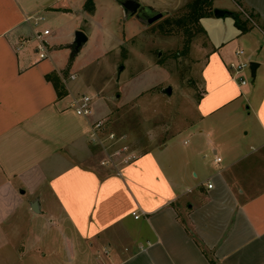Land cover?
Wrapping results in <instances>:
<instances>
[{"label": "crops", "instance_id": "crops-1", "mask_svg": "<svg viewBox=\"0 0 264 264\" xmlns=\"http://www.w3.org/2000/svg\"><path fill=\"white\" fill-rule=\"evenodd\" d=\"M86 1L0 0V225L35 200L42 210L16 239L11 223L0 248L31 264H264V0H241L258 19L247 32L233 17L201 19L208 46L196 120L121 173L95 161L102 150L90 122L106 115L98 100L90 120L70 105L91 95L76 72L91 38ZM46 28L42 58L34 34ZM77 30L89 40L72 55ZM241 60L259 63L244 85L229 67ZM68 68L76 78L65 82ZM51 231L63 250L57 234L44 239Z\"/></svg>", "mask_w": 264, "mask_h": 264}, {"label": "rangeland", "instance_id": "rangeland-1", "mask_svg": "<svg viewBox=\"0 0 264 264\" xmlns=\"http://www.w3.org/2000/svg\"><path fill=\"white\" fill-rule=\"evenodd\" d=\"M190 1H141L153 10L167 12L152 25L138 16L127 17L115 0H94L92 12L91 3L86 1L82 5L88 12L83 26L91 38L76 62L78 78L84 89L98 100L99 110L106 114L102 117L104 132L124 135L137 153L175 141L173 134L196 120L195 106L204 92L201 72L208 46L207 33L195 25L179 28L168 22L180 17ZM221 3L226 10L236 8L232 0H213L212 8H220ZM238 11L243 19L249 20V25L258 24L257 18H247L243 8ZM246 13L250 15V11ZM65 71L67 78L69 68ZM248 79L252 80L251 76ZM168 86L172 87L171 94L166 93ZM184 138L182 134L177 140ZM113 148L115 146H111V151ZM99 156L95 161L102 165L104 152ZM107 169L115 172L112 167ZM17 196L21 199L23 195L17 193ZM33 211L19 207L13 219L2 220L0 238H4L7 228L12 229L11 223H17L12 231L15 239L17 234L25 232V224L33 223L38 217L35 213L42 212ZM52 234L58 235L55 244L63 250L60 233L51 231L43 238L50 239ZM11 244L19 245L18 242ZM0 264L31 263L9 245L0 248Z\"/></svg>", "mask_w": 264, "mask_h": 264}, {"label": "built area", "instance_id": "built-area-1", "mask_svg": "<svg viewBox=\"0 0 264 264\" xmlns=\"http://www.w3.org/2000/svg\"><path fill=\"white\" fill-rule=\"evenodd\" d=\"M244 12L247 15V18L252 19L250 15L246 13V11ZM43 20L44 17H38L35 21L36 24H39V22ZM50 33L51 30L46 28L43 30H37L34 34V38L37 42V51L40 53L42 58H46L49 56L50 44L47 36ZM238 54L243 55L244 50H239ZM250 63V61L241 60L233 61L229 65L233 77L237 79L242 85L247 83V71L251 73ZM75 78L76 75L72 73L67 78L64 77V81L66 82V80L68 79ZM94 102L95 98L92 95L81 93L76 94L72 97L70 105L78 115L90 120L95 113ZM104 128L105 120L103 118L91 120L89 131L90 140L98 147H100L102 152H104V158L102 157V165L112 167L115 169L116 173H121L122 167L132 163L135 159H137L139 153H137V150L130 147L124 135H118L115 132H104ZM111 146H115L112 151L110 149ZM216 161L221 162L222 158L217 157ZM213 186V182L209 181L207 187L211 189L213 188ZM134 215L136 218L140 217V215L137 213H135Z\"/></svg>", "mask_w": 264, "mask_h": 264}, {"label": "water", "instance_id": "water-1", "mask_svg": "<svg viewBox=\"0 0 264 264\" xmlns=\"http://www.w3.org/2000/svg\"><path fill=\"white\" fill-rule=\"evenodd\" d=\"M118 5L123 10V13L127 17L131 16H138L143 18L147 21L149 25H152L153 23L157 22L158 20L162 19L167 12L166 11H157L153 10L151 7L143 5V3L139 0H115ZM214 15L218 18L226 17V16H232L235 17V12L229 11L222 8H214ZM89 40L88 34L83 30H77L75 32L74 41L71 44V50L72 55H76L80 52V50L83 48V46L87 43ZM259 63L252 61L250 63V69H251V75L253 78L256 77V71ZM166 93L171 94L172 93V87L168 86L166 89ZM25 191L22 190V193ZM32 209L36 212H40V205L39 200H35L31 204Z\"/></svg>", "mask_w": 264, "mask_h": 264}, {"label": "trees", "instance_id": "trees-1", "mask_svg": "<svg viewBox=\"0 0 264 264\" xmlns=\"http://www.w3.org/2000/svg\"><path fill=\"white\" fill-rule=\"evenodd\" d=\"M241 8H243V3L241 0H234ZM87 3L92 4L90 8L91 12L94 10V0H87ZM213 0H191L186 5V11L178 18L172 20L169 19L171 25H177L179 28H189L191 25H195L201 30L205 31L200 24L201 19L208 16L214 15V9L212 8ZM244 11H250L251 18H257L256 14L248 9L244 8ZM235 23L237 27L242 32H247L254 25H249L248 19H243L241 13L235 12ZM168 20V19H167ZM49 78L54 82L58 94L60 97L66 94L65 87L61 85L55 75H49Z\"/></svg>", "mask_w": 264, "mask_h": 264}]
</instances>
